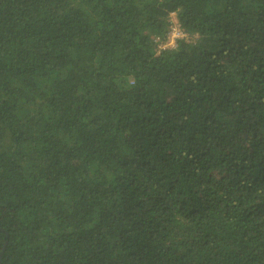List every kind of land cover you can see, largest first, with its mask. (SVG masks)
<instances>
[{"label": "trees", "instance_id": "obj_1", "mask_svg": "<svg viewBox=\"0 0 264 264\" xmlns=\"http://www.w3.org/2000/svg\"><path fill=\"white\" fill-rule=\"evenodd\" d=\"M0 264H264V0H0Z\"/></svg>", "mask_w": 264, "mask_h": 264}, {"label": "built area", "instance_id": "obj_2", "mask_svg": "<svg viewBox=\"0 0 264 264\" xmlns=\"http://www.w3.org/2000/svg\"><path fill=\"white\" fill-rule=\"evenodd\" d=\"M171 16L174 17L172 14ZM189 42L190 38L178 24L177 20L174 22L169 18V30L163 42L155 41L157 50L174 49L178 41Z\"/></svg>", "mask_w": 264, "mask_h": 264}, {"label": "rangeland", "instance_id": "obj_3", "mask_svg": "<svg viewBox=\"0 0 264 264\" xmlns=\"http://www.w3.org/2000/svg\"><path fill=\"white\" fill-rule=\"evenodd\" d=\"M170 19L172 20V21H176V18L175 17H173V16H170Z\"/></svg>", "mask_w": 264, "mask_h": 264}, {"label": "clouds", "instance_id": "obj_4", "mask_svg": "<svg viewBox=\"0 0 264 264\" xmlns=\"http://www.w3.org/2000/svg\"><path fill=\"white\" fill-rule=\"evenodd\" d=\"M171 16V15H170ZM174 17H175V15H174ZM176 18V17H175Z\"/></svg>", "mask_w": 264, "mask_h": 264}]
</instances>
